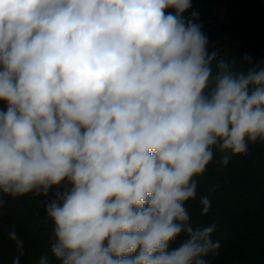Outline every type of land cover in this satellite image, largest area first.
Segmentation results:
<instances>
[{
    "label": "clouds",
    "instance_id": "clouds-1",
    "mask_svg": "<svg viewBox=\"0 0 264 264\" xmlns=\"http://www.w3.org/2000/svg\"><path fill=\"white\" fill-rule=\"evenodd\" d=\"M191 7L0 0V206L51 193L59 264H207L220 248L186 203L217 152L226 166L264 143V61L209 54Z\"/></svg>",
    "mask_w": 264,
    "mask_h": 264
},
{
    "label": "trees",
    "instance_id": "trees-1",
    "mask_svg": "<svg viewBox=\"0 0 264 264\" xmlns=\"http://www.w3.org/2000/svg\"><path fill=\"white\" fill-rule=\"evenodd\" d=\"M223 0H191L192 7L185 20L201 25L208 37L207 51H219L227 61H235V69L244 71L245 56L264 61V0H235V9L228 22L218 20L213 12ZM175 14L174 9H166ZM213 15L214 17H210ZM7 110V102L0 100V111ZM220 153L206 166L203 174L194 177L198 182L195 199L186 207L193 227L215 225L214 241L220 242L215 254L202 257L207 264H264V143L249 144V152L234 155L229 163H219ZM62 183L61 190H63ZM56 191V187L52 192ZM202 197H208L210 209L201 213ZM49 197L29 193L17 198L3 196L0 206V264H39L42 256L50 264H59L52 255L53 221L47 217L45 204ZM14 231L22 242L19 248L9 233ZM182 234L173 242L177 246Z\"/></svg>",
    "mask_w": 264,
    "mask_h": 264
},
{
    "label": "rangeland",
    "instance_id": "rangeland-1",
    "mask_svg": "<svg viewBox=\"0 0 264 264\" xmlns=\"http://www.w3.org/2000/svg\"><path fill=\"white\" fill-rule=\"evenodd\" d=\"M235 9V0H223L221 3L213 8V12H218V20L222 22H228L231 18V13ZM210 17H214L211 15ZM63 184H67V181H63ZM70 187V185H68Z\"/></svg>",
    "mask_w": 264,
    "mask_h": 264
}]
</instances>
